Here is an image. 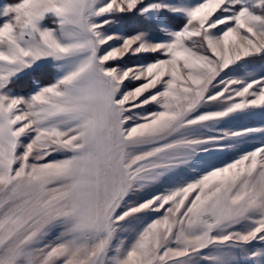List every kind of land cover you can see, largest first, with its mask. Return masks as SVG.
Instances as JSON below:
<instances>
[{
    "label": "snow or ice",
    "instance_id": "6c2138e0",
    "mask_svg": "<svg viewBox=\"0 0 264 264\" xmlns=\"http://www.w3.org/2000/svg\"><path fill=\"white\" fill-rule=\"evenodd\" d=\"M0 264H264V0L0 6Z\"/></svg>",
    "mask_w": 264,
    "mask_h": 264
},
{
    "label": "rangeland",
    "instance_id": "374dc122",
    "mask_svg": "<svg viewBox=\"0 0 264 264\" xmlns=\"http://www.w3.org/2000/svg\"><path fill=\"white\" fill-rule=\"evenodd\" d=\"M6 3H10L9 1L6 0H0V6H3ZM138 21V18L135 17V15L129 16L126 18V22L122 25L121 30H123L124 28H127L129 30H131L132 25ZM179 17H160L157 18L156 20H154L152 22V27L156 28L157 25H162L164 23H170V25H174L175 23H179ZM143 23V22H141ZM150 35L154 38H158L159 36L162 35V33H160L159 31H153L150 33ZM133 61L129 60L127 61V63L131 64ZM42 79H47L48 78V73H44L42 74Z\"/></svg>",
    "mask_w": 264,
    "mask_h": 264
},
{
    "label": "trees",
    "instance_id": "16d2710c",
    "mask_svg": "<svg viewBox=\"0 0 264 264\" xmlns=\"http://www.w3.org/2000/svg\"><path fill=\"white\" fill-rule=\"evenodd\" d=\"M6 1L13 2V0H6ZM41 77H42V76H41Z\"/></svg>",
    "mask_w": 264,
    "mask_h": 264
}]
</instances>
